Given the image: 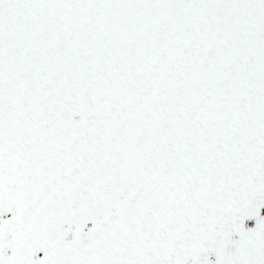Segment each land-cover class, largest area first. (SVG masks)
<instances>
[{"label": "snow or ice", "instance_id": "obj_1", "mask_svg": "<svg viewBox=\"0 0 264 264\" xmlns=\"http://www.w3.org/2000/svg\"><path fill=\"white\" fill-rule=\"evenodd\" d=\"M0 264H264V0H0Z\"/></svg>", "mask_w": 264, "mask_h": 264}]
</instances>
